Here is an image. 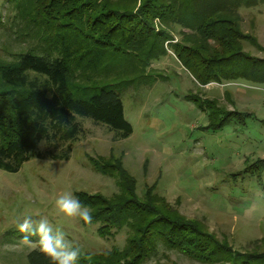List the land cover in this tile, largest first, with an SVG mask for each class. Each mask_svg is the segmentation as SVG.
Masks as SVG:
<instances>
[{
  "label": "trees",
  "instance_id": "trees-1",
  "mask_svg": "<svg viewBox=\"0 0 264 264\" xmlns=\"http://www.w3.org/2000/svg\"><path fill=\"white\" fill-rule=\"evenodd\" d=\"M241 4L250 3L0 0V29L24 44L10 53L12 62L0 63V170L16 173L33 158L68 160L72 144L84 132L79 118L107 126L118 139L129 137L132 127L124 117L122 89L165 56L164 44L173 40L167 30L155 31L154 21L192 33H182V42L170 46L198 84L241 80L264 85V59L242 52L240 42H249V37L225 16ZM77 80L84 85L78 86ZM196 101L207 105L213 117L227 120L236 114L216 110L210 100ZM41 143L48 144L44 153L39 151ZM58 144L66 146L58 152ZM120 162L109 167L93 162L97 172L117 178V195L106 198L79 192L75 196L90 209L92 221L84 222L98 224L99 236L127 230L125 247L81 255L76 264H144L159 247L199 264H264V254L234 251L200 222L171 209L153 187L139 197L135 180ZM260 163L264 167V160ZM41 247L28 254L29 264H53Z\"/></svg>",
  "mask_w": 264,
  "mask_h": 264
},
{
  "label": "rangeland",
  "instance_id": "rangeland-1",
  "mask_svg": "<svg viewBox=\"0 0 264 264\" xmlns=\"http://www.w3.org/2000/svg\"><path fill=\"white\" fill-rule=\"evenodd\" d=\"M247 1L225 16L249 37V42H240L242 52L264 59V0ZM153 25L155 31L172 35L170 45L192 34L177 26L167 29L160 21ZM9 37L11 32L0 29V63L12 62L10 53L24 47ZM170 45L164 44L165 56L141 70L142 78L122 89L124 117L132 127L129 137L118 139L107 126L79 118L84 132L72 144L68 160L33 158L16 173L0 170V264H29L28 254L48 235L43 221L59 229L65 244L79 248L80 256L125 247L126 229L103 238L98 224L67 217L56 207L57 198L67 192L106 198L119 193L117 178L97 172L93 162L109 167L121 161L139 197L153 187L171 209L200 222L234 251L264 254V167L259 166L264 160V85L241 80L200 85ZM198 99L236 114L227 120L213 117ZM47 148L41 143L39 151ZM144 264L199 263L159 247Z\"/></svg>",
  "mask_w": 264,
  "mask_h": 264
},
{
  "label": "clouds",
  "instance_id": "clouds-1",
  "mask_svg": "<svg viewBox=\"0 0 264 264\" xmlns=\"http://www.w3.org/2000/svg\"><path fill=\"white\" fill-rule=\"evenodd\" d=\"M55 204L59 211L67 217H79L86 223L92 221L90 209L82 205L80 200L71 192L59 196ZM43 223L48 230V235L41 237L42 247L40 250L51 258L53 264H76L80 257V249L66 245L63 233L59 229L53 230L46 221H43ZM20 228L21 231H26L23 224Z\"/></svg>",
  "mask_w": 264,
  "mask_h": 264
},
{
  "label": "built area",
  "instance_id": "built-area-1",
  "mask_svg": "<svg viewBox=\"0 0 264 264\" xmlns=\"http://www.w3.org/2000/svg\"><path fill=\"white\" fill-rule=\"evenodd\" d=\"M254 89H257V88H254ZM262 89V91H264V89L263 88H261Z\"/></svg>",
  "mask_w": 264,
  "mask_h": 264
}]
</instances>
